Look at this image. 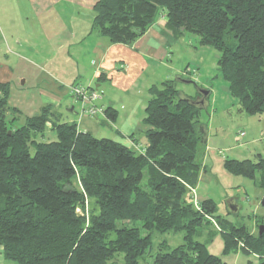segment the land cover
<instances>
[{"label":"trees","instance_id":"obj_1","mask_svg":"<svg viewBox=\"0 0 264 264\" xmlns=\"http://www.w3.org/2000/svg\"><path fill=\"white\" fill-rule=\"evenodd\" d=\"M93 13L92 32L123 45L142 38L164 14L175 40L189 32L220 53V73L232 97L246 113L264 116V0H98ZM178 85L174 80L151 87L143 120L147 146L128 147L82 131L52 104L21 121L20 110L9 104L10 84L0 83V247L7 260L148 264L157 231L183 233L184 244L171 249L163 243L152 264H225L210 253V242L196 240L214 222L225 254L242 244V253L264 264V234L254 237L218 216L213 199L201 201V211L191 200L208 143L201 129L208 126L199 121L204 110L187 102L185 97L195 98ZM99 101L102 119L114 121L116 110ZM48 123L57 140L39 141ZM224 168L253 181L259 174L264 189V156L226 160ZM87 202L88 217L77 213L86 212ZM126 221L141 226L117 228Z\"/></svg>","mask_w":264,"mask_h":264},{"label":"rangeland","instance_id":"obj_2","mask_svg":"<svg viewBox=\"0 0 264 264\" xmlns=\"http://www.w3.org/2000/svg\"><path fill=\"white\" fill-rule=\"evenodd\" d=\"M91 13L85 9H77L74 5L61 3L59 5L47 6L42 10L41 6L33 3L32 0H0V56L4 58L8 55L14 58L13 61L15 77L13 82H8L11 86V99L9 104L16 107L22 115L21 121L26 117L38 114L39 108L44 104H52V100L44 93L48 76L53 77L54 84H59L56 64L60 60L55 59L58 54L77 52V57H85L79 64L89 71L94 70L91 65L92 51L94 44H97L98 37L95 33L89 35L90 27L87 24ZM165 20L164 14H160L157 21ZM77 38H74V34ZM63 45L65 53H61L58 47ZM13 51V55L8 54V50ZM87 56H90L89 59ZM92 58V59H91ZM220 53L211 46L200 43L197 36L185 32L183 38L176 41L171 47V57L166 60L167 67L148 72V77H144L142 82H146L149 77L154 81L158 78L161 84L162 76L166 70L171 72V80L182 76L186 80H193L198 86L212 91L208 112L200 113L199 121L208 126V143L201 153L202 174L197 185V199L203 201L213 199L217 207V215L230 220L236 227L245 226L247 231L254 237L259 234V227L264 225V207L261 205L264 199V189L260 188V175L256 180L234 176L224 168L226 160H255L258 155L264 156V129L262 121L264 116L260 114L250 115L246 113L237 99L232 97L228 83L223 79L219 67ZM50 60V61H48ZM4 63V61H3ZM80 66V78L78 85L91 87L86 81L87 77L84 68ZM168 68V69H167ZM77 68L68 66L67 70ZM63 77V76H62ZM63 78H67L63 77ZM48 80V81H47ZM56 81V83H55ZM25 82V83H22ZM2 83V82H0ZM157 83V82H156ZM3 84V83H2ZM62 86V85H61ZM74 85L68 86L67 93L62 94L58 112L63 120H75L79 128L84 131L86 123L81 124L80 104L71 95L70 89ZM64 87V86H63ZM178 88L187 96L196 98L198 89L195 85L179 83ZM102 93V90H100ZM44 95V96H43ZM145 103L149 95L145 91L141 94ZM56 106H58V102ZM145 105V104H144ZM73 110V112H72ZM11 119H13L11 117ZM68 121V120H67ZM91 125L98 129H92L96 138H115L117 126L109 124L102 118L94 119ZM48 129L39 141L52 142L57 140V135L51 130L50 123ZM244 133V136L241 134ZM139 136V132L137 133ZM141 139V138H140ZM142 142V140H140ZM143 143V142H142ZM145 185L143 184V187ZM188 198V196L186 197ZM191 199V196H190ZM193 199V198H192ZM191 199V200H192ZM231 200H236L240 209L238 214H233L229 209ZM86 212L79 208L78 214H86L88 217L90 204L86 203ZM209 222L211 219L207 218ZM140 222H121L117 228L140 227ZM143 230V229H141ZM210 234H214L210 236ZM152 246L148 251L145 263L152 264L155 255L166 243L171 249L184 244L183 233H159L152 232ZM196 240L206 243L212 255L219 257L225 264H259V259L255 255H245L240 251L244 248L239 244V251L224 253L225 241L223 235L213 222V226L204 227L201 236ZM10 264H18L10 261Z\"/></svg>","mask_w":264,"mask_h":264},{"label":"crops","instance_id":"obj_3","mask_svg":"<svg viewBox=\"0 0 264 264\" xmlns=\"http://www.w3.org/2000/svg\"><path fill=\"white\" fill-rule=\"evenodd\" d=\"M41 6L42 10L47 9V6H56L61 3H68L74 5L77 9H85L91 14L89 22L87 23L90 27L89 35H92V21L94 17L93 8L98 0H32ZM165 20H158L148 30V32L136 42L130 45L123 44H111L108 39L95 33L98 37L97 44H94V51H92L91 65L94 70L89 71L83 64V58L77 57V52L66 53V55L58 54L55 59L60 60L56 64L57 77L60 83L54 84L53 77L48 76V81L45 85L44 93L47 91L50 94L45 93L52 100V105L58 109L61 107L60 100L62 94L67 93L70 85L77 83L80 78V66L84 68V72L87 77L86 81L88 85L95 86L98 90H102V99L99 104L105 108H113L117 112V117L114 121H106L109 124H114L118 128L115 132V138L112 140L122 143L128 147L147 146V138L145 136L146 127L143 123L145 119V110L148 101L151 98L150 89L151 87L158 84V78L154 81L153 78L149 77L146 82H142L143 78L148 77V72H155L160 68L167 67L166 60L171 57V47L176 41L165 28ZM77 31H75L74 38H77ZM92 33V34H91ZM183 38V37H182ZM181 38V39H182ZM66 49L63 45L58 47L59 52L65 53ZM8 54L13 55V51L9 49ZM90 56H87L89 59ZM14 58L5 55L4 58L0 56V82L8 83L13 82L15 77V70L13 61ZM4 61V63H3ZM50 61V60H48ZM82 61V64L79 62ZM68 66L77 68L75 70L68 71ZM168 69V68H167ZM67 78H63V77ZM171 72L166 70V74L163 75L162 82L171 80ZM157 82V83H156ZM62 85V86H61ZM64 86V87H63ZM209 90V89H208ZM145 91L149 95L147 103H145L141 92ZM211 91V90H210ZM212 95V91H211ZM44 96V95H43ZM211 97V96H210ZM58 102V106L56 102ZM40 109L47 105L42 101ZM145 104V105H144ZM70 122H76L75 120H69ZM94 119H86L81 122L82 125L87 124L84 131L92 133V129H98L95 125H91V121ZM139 132V136L137 133ZM93 134V133H92ZM141 138V139H140ZM110 139V138H109ZM142 140V142L140 141ZM208 142V141H207ZM13 262V261H12ZM15 263V262H13ZM0 264H10V261L6 259L3 248L0 247Z\"/></svg>","mask_w":264,"mask_h":264},{"label":"built area","instance_id":"obj_4","mask_svg":"<svg viewBox=\"0 0 264 264\" xmlns=\"http://www.w3.org/2000/svg\"><path fill=\"white\" fill-rule=\"evenodd\" d=\"M71 95L80 104V119L81 118H105V113L102 107L97 105V102L101 99L100 94L92 89V87H85L83 85H74L70 89ZM245 134L242 133L241 136ZM141 153H145V150L138 148ZM192 202L198 211H201V205L196 193L193 190Z\"/></svg>","mask_w":264,"mask_h":264},{"label":"water","instance_id":"obj_5","mask_svg":"<svg viewBox=\"0 0 264 264\" xmlns=\"http://www.w3.org/2000/svg\"><path fill=\"white\" fill-rule=\"evenodd\" d=\"M176 81L179 82V83H182V84H186V85H190V84L195 85L196 88L198 89V97L195 98V99H191V98L185 97V100L187 102H189L191 105H193V106H195V107H197V108H199L201 110H204V111L208 110L209 104H210L209 103V98L211 96V91L210 90L201 88L193 80H186L182 76L177 77ZM22 83H25V82H22ZM72 112H73V110H72ZM262 126H263V129H264V118H263V121H262ZM201 132L205 133L204 144H206L207 140H208V130L203 126L202 129H201ZM9 133H11V132H9ZM261 205L264 207V199L262 200ZM229 209H230V211L233 214H235V215L238 214V211H239L240 207L237 204L236 200H231L230 201ZM259 234H260V236H262L264 234V225H261L259 227Z\"/></svg>","mask_w":264,"mask_h":264},{"label":"bare ground","instance_id":"obj_6","mask_svg":"<svg viewBox=\"0 0 264 264\" xmlns=\"http://www.w3.org/2000/svg\"><path fill=\"white\" fill-rule=\"evenodd\" d=\"M193 190H194V189H192V198H193ZM194 191H195V193H196V197H197V190L195 189Z\"/></svg>","mask_w":264,"mask_h":264},{"label":"flooded vegetation","instance_id":"obj_7","mask_svg":"<svg viewBox=\"0 0 264 264\" xmlns=\"http://www.w3.org/2000/svg\"><path fill=\"white\" fill-rule=\"evenodd\" d=\"M198 97V96H197Z\"/></svg>","mask_w":264,"mask_h":264}]
</instances>
